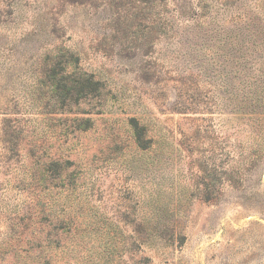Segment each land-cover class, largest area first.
<instances>
[{"label":"rangeland","instance_id":"1","mask_svg":"<svg viewBox=\"0 0 264 264\" xmlns=\"http://www.w3.org/2000/svg\"><path fill=\"white\" fill-rule=\"evenodd\" d=\"M150 5L0 0V264H264V0Z\"/></svg>","mask_w":264,"mask_h":264},{"label":"trees","instance_id":"2","mask_svg":"<svg viewBox=\"0 0 264 264\" xmlns=\"http://www.w3.org/2000/svg\"><path fill=\"white\" fill-rule=\"evenodd\" d=\"M165 1L166 0H148V2L151 3L150 8L157 7L158 11H160L159 6H161ZM72 57L73 56L70 55L69 58L67 57L63 61H60L63 64V66L60 67L61 73H56L52 69V73L50 74V76H52L51 90L56 92L57 83L64 81V86L67 88V94H71V92H73L78 98L85 99L91 93L99 91L101 84L95 79L93 74H88L85 71L77 70L76 63L78 59H73ZM45 60L47 62H52V60L55 59H51L49 56H47ZM56 75L59 76V81H55L57 77ZM65 97H63L64 100L66 99ZM138 134L139 133L137 132V135Z\"/></svg>","mask_w":264,"mask_h":264}]
</instances>
